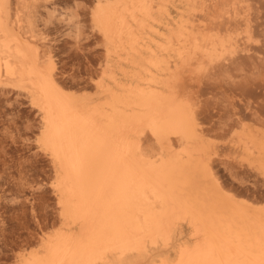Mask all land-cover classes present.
<instances>
[{"label": "bare ground", "instance_id": "1", "mask_svg": "<svg viewBox=\"0 0 264 264\" xmlns=\"http://www.w3.org/2000/svg\"><path fill=\"white\" fill-rule=\"evenodd\" d=\"M90 2L0 0V90L37 109L58 211L16 264H264V202L223 184L203 115L206 78L251 56L263 22L243 0ZM84 16L104 53L93 90L62 84L50 38ZM237 138L264 177V130Z\"/></svg>", "mask_w": 264, "mask_h": 264}, {"label": "rangeland", "instance_id": "2", "mask_svg": "<svg viewBox=\"0 0 264 264\" xmlns=\"http://www.w3.org/2000/svg\"><path fill=\"white\" fill-rule=\"evenodd\" d=\"M62 1L65 3L67 0ZM82 1L84 8L90 7V0ZM84 2L90 4L86 6ZM242 3L244 9H252L253 16L258 15L254 17L263 22H260L259 27L262 28L258 27V30H263L264 0H243ZM255 10H259L258 14ZM87 19L84 29L90 26ZM60 26L58 30L53 28L50 31V38L55 42L53 50L60 70L58 73L63 71L59 75L62 77L60 80H64L62 84L72 89L88 86L86 89L93 90L91 76L96 77L93 72L104 60L103 46L97 38L99 35L92 33L90 27L83 31L86 35L83 32L77 35L75 30H67L64 23ZM88 30L91 33L89 37ZM262 34L260 47L254 49L258 54L252 52L255 58L246 54V59L241 57L242 60L236 61L237 66L228 64L230 68L225 67V72H220L222 76L206 78L204 98L207 99V110L203 114L208 126L212 127L211 140L218 147L216 168L224 181L222 183L238 195L260 202H264V177L233 144L244 125L264 130V60L260 59L264 56L261 54V51L264 53ZM256 48L263 49L258 52ZM219 81H224V86H220ZM6 88L5 91L0 90V264H16V253L37 243L43 231L57 223L58 211L50 183L52 164L50 166L48 154L37 141V109L30 105L27 95L12 87Z\"/></svg>", "mask_w": 264, "mask_h": 264}]
</instances>
